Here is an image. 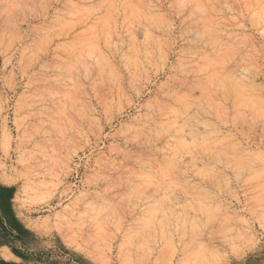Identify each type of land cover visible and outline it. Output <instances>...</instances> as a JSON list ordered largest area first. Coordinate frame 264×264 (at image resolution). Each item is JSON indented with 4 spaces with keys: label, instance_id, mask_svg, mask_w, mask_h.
Returning a JSON list of instances; mask_svg holds the SVG:
<instances>
[{
    "label": "rangeland",
    "instance_id": "obj_1",
    "mask_svg": "<svg viewBox=\"0 0 264 264\" xmlns=\"http://www.w3.org/2000/svg\"><path fill=\"white\" fill-rule=\"evenodd\" d=\"M0 264H264V0H0Z\"/></svg>",
    "mask_w": 264,
    "mask_h": 264
},
{
    "label": "bare ground",
    "instance_id": "obj_2",
    "mask_svg": "<svg viewBox=\"0 0 264 264\" xmlns=\"http://www.w3.org/2000/svg\"><path fill=\"white\" fill-rule=\"evenodd\" d=\"M237 94H238V93H237ZM240 95H241V94H240ZM252 103H253V102H251V104H252ZM182 139H183V138H182ZM184 139H185V138H184ZM184 139H183V140H184ZM183 142H184V141H183ZM186 142H187V141H186ZM180 144H182V142H180ZM183 144H184V143H183ZM184 145H185V144H184Z\"/></svg>",
    "mask_w": 264,
    "mask_h": 264
}]
</instances>
